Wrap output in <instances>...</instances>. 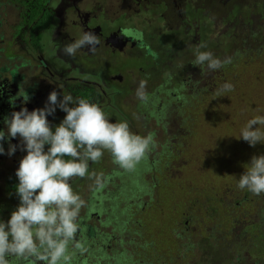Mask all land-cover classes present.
<instances>
[{"label":"flooded vegetation","instance_id":"af4514ba","mask_svg":"<svg viewBox=\"0 0 264 264\" xmlns=\"http://www.w3.org/2000/svg\"><path fill=\"white\" fill-rule=\"evenodd\" d=\"M222 1L225 4L220 0L217 4L214 0L211 3L208 0H0V130L7 132L4 118L12 112L23 107L29 111L44 108L49 94L55 90L60 99L63 94H71L98 104L110 122L130 116L133 127L143 129L141 136L147 134L145 129L152 123L155 130L151 133H160L164 138L159 141L160 146L166 142L169 151L171 147L181 150L184 134L172 138L171 121H175L177 128L183 125L191 134L195 122L186 112L191 106L183 105L192 100L195 106L197 101L201 102V95L208 93L213 97L220 87L217 74L221 69L209 71L205 67L202 71L193 65L196 48L203 43L206 47L200 51L214 55L220 44L229 46L246 42L248 38H261L263 23L259 19L262 17L254 15L257 7H264L261 1ZM215 7H229L221 20L215 15ZM124 30L135 35H125ZM85 31L99 37L101 42L96 51L82 48L75 57L65 55L62 48ZM137 35L141 38L137 39ZM141 80L146 81L143 101L136 96V84ZM27 95L29 99L25 103ZM129 97L134 102L130 103ZM65 115L57 107L47 117L53 130ZM167 125L171 128L167 129ZM9 143L17 146L11 156L7 154ZM0 144L5 150L0 154V220L7 222L20 202L15 173L27 152L22 150L19 137L9 141L6 136ZM152 151L135 169L143 175L149 173L150 188L143 175L142 180L140 177L143 186L138 187V179L133 183L131 172L113 164L107 152L100 162L89 166L90 172L105 178L103 188L97 190L94 181L88 178L70 181L74 192L86 201L80 213L77 239L87 251L81 258H75L73 264L136 261L124 250L123 240L115 231L126 227L123 225L129 222L132 205L144 209L153 198L151 188L157 182L155 172L159 171L160 157L150 159ZM143 194L147 199L142 198ZM134 246L143 255L142 259L147 257L143 253L147 245L137 241Z\"/></svg>","mask_w":264,"mask_h":264},{"label":"clouds","instance_id":"9594fccd","mask_svg":"<svg viewBox=\"0 0 264 264\" xmlns=\"http://www.w3.org/2000/svg\"><path fill=\"white\" fill-rule=\"evenodd\" d=\"M124 34L135 35L131 30H124ZM100 42L94 33L85 31L62 51L71 57L82 48L94 53ZM205 47L202 43L196 48L193 61L202 71L205 67L216 71L232 62L230 57L221 60L210 51H200ZM231 91L234 85L224 83L215 96L222 97ZM136 96L141 101L146 99V81H140ZM28 99L27 95L25 103ZM57 107L66 115L53 130L47 117ZM4 123L7 132L0 130V141L6 136L9 141L19 137L27 154L15 173L19 181L15 189L19 205L7 222L0 220V264H73L78 253L83 255L87 251L77 239L80 213L86 201L74 192L70 181L88 178L94 181L97 190L103 188L105 178L90 172L89 166L100 162L105 152L120 169L135 171L156 146L155 134L138 135L126 121L110 122L98 104L71 94H63L60 99L55 90L49 94L44 108L29 111L23 107L5 117ZM254 125L264 126V116L249 119L237 139L253 147L264 144V131L253 128ZM16 150L17 146L9 143L7 154L11 156ZM4 152L0 144V154ZM244 168L237 187L254 196L264 194V155H254Z\"/></svg>","mask_w":264,"mask_h":264},{"label":"rangeland","instance_id":"374dc122","mask_svg":"<svg viewBox=\"0 0 264 264\" xmlns=\"http://www.w3.org/2000/svg\"><path fill=\"white\" fill-rule=\"evenodd\" d=\"M258 1L264 4V0ZM211 2L212 0H208V3ZM214 3L217 4V0H214ZM220 3L225 4L222 0ZM242 8L240 7V9ZM214 9H217L215 15L221 20L229 7H215ZM254 13L260 18L262 17L259 19L263 23L260 30L261 38H248L246 42L229 46L220 44L215 50L214 56L216 57L217 54V58L221 60L228 57L236 58L234 61L232 60L229 67L221 68L217 74L218 85L231 83L234 85V91L227 92L222 97H216L214 94L213 97L210 96L207 99H204L205 94H203L200 96L201 102L197 101L195 106L192 100L183 105L184 108L186 106L192 107L186 108V112L193 116L192 120L195 124L191 128V134H189L183 125L177 128L175 121H171L172 138L184 134V146L181 150L171 147V151H169L166 142L160 146L159 141L164 138L160 133L155 134L156 146L152 148L150 159L153 160L158 155L160 162L158 164L159 171L155 172L157 182L151 188L154 195L152 194L153 198L150 204L144 209H137L136 206L132 205L134 209L131 210L132 214L128 217L129 222L123 225L126 227L115 231L118 238L123 240L125 248L135 250L137 249L134 246L135 242L138 241L139 244L147 245L151 241L150 248H146V246L143 248L145 255H149L153 250L157 251L158 249L161 253L179 251V241L176 234H178V238L182 236L183 231L181 229L186 225L183 221L188 219H190L189 228L198 232L200 238L207 236L208 231L212 228V223L208 220L206 222L204 218L203 222L197 224L192 215L188 216L192 211V208L190 210L188 207L206 203L213 206L216 211L218 192L232 197L234 200L237 195L244 191L237 187L238 179L245 171L244 165L250 163L254 155H264V144L257 143L253 147L243 139H237L241 129L249 119L264 116V7H257ZM254 23V21L251 22L252 25ZM138 86L139 83L136 84V89ZM129 101L130 103L134 102L130 97ZM115 105L117 109L118 102ZM200 106L201 109H199ZM125 109L128 110L126 106ZM183 114L186 115L185 112ZM123 121L130 124L129 127L132 132L141 135L143 129L133 127L131 122L134 121L131 120L130 116L125 120L114 119L112 123ZM171 126L167 125L166 128L170 129ZM147 127V134L155 130L152 123ZM256 127H260L264 131V126H253V128ZM147 134L144 133V136ZM186 143L187 145H185ZM170 153L173 154L168 157L167 154ZM142 175L136 170L130 173L134 179L133 183L138 179L139 188ZM143 176L148 188H150L151 177L149 173L147 172ZM128 189L130 190V188ZM249 194L253 195L250 192ZM143 197L147 199L145 194L142 195ZM126 210L127 208H125ZM195 214L202 215L201 212ZM249 219L252 222H260L254 214L250 215ZM211 238L213 243L217 239ZM222 238L226 243V249L229 248V253L242 251L244 254L246 252V242H237L239 237L231 239V237L224 236ZM219 244L217 239L216 245ZM233 245L235 246L233 247ZM81 257L82 255H79L76 259ZM135 260L134 264H138L137 262L140 261L139 258ZM121 261L122 259L120 263ZM242 263L253 264L252 261L249 263L246 260ZM212 264L217 263L214 261Z\"/></svg>","mask_w":264,"mask_h":264},{"label":"trees","instance_id":"16d2710c","mask_svg":"<svg viewBox=\"0 0 264 264\" xmlns=\"http://www.w3.org/2000/svg\"><path fill=\"white\" fill-rule=\"evenodd\" d=\"M208 97L210 96L207 93L205 99ZM145 130L147 132V129ZM142 179L143 176H141ZM140 185L143 186L141 183ZM217 198L218 208L216 211L213 206L206 203H201V205L195 207H188L190 210L192 208L188 216L192 215L197 224L203 222L204 218L206 222L208 220L212 223V228L208 231L207 236L200 238L198 232L189 228L190 219H188L183 221V223L185 221L187 223L181 229L183 231L182 236L178 238V234H176L179 241V251H164L161 253L159 249L157 251L153 250L149 255H146V258L142 259L143 255L137 251L130 250V248H124V250L132 258H139L138 264H142L143 262H145L143 264H212L214 261L217 264H243L244 260L249 263L252 261L253 264H264V194L254 196L250 195L247 190H244L242 194L237 195L233 200L232 197L218 192ZM196 212H201L202 215H196ZM253 214L261 223L252 222L249 219V216ZM180 218L181 215L179 216V220ZM245 225L247 227H244ZM224 236L231 237V239L239 237L237 242L245 241L246 245L250 246L245 245L247 249L244 254L242 251L229 253V248L227 247L226 249V243L222 238ZM211 237L217 238L220 244L216 245L217 239L213 243ZM148 240L150 241L151 239L149 238ZM150 242L146 248L151 247Z\"/></svg>","mask_w":264,"mask_h":264}]
</instances>
